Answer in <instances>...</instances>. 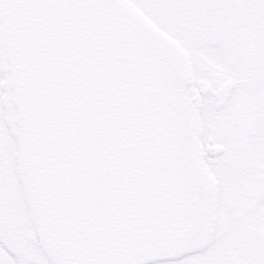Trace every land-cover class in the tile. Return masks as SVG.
Instances as JSON below:
<instances>
[{
	"label": "snow or ice",
	"instance_id": "snow-or-ice-1",
	"mask_svg": "<svg viewBox=\"0 0 264 264\" xmlns=\"http://www.w3.org/2000/svg\"><path fill=\"white\" fill-rule=\"evenodd\" d=\"M0 264H264V0H0Z\"/></svg>",
	"mask_w": 264,
	"mask_h": 264
}]
</instances>
